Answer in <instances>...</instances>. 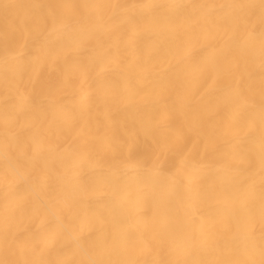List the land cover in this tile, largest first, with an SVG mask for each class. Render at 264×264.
I'll list each match as a JSON object with an SVG mask.
<instances>
[{"label":"bare ground","instance_id":"6f19581e","mask_svg":"<svg viewBox=\"0 0 264 264\" xmlns=\"http://www.w3.org/2000/svg\"><path fill=\"white\" fill-rule=\"evenodd\" d=\"M0 264H264V0H0Z\"/></svg>","mask_w":264,"mask_h":264}]
</instances>
